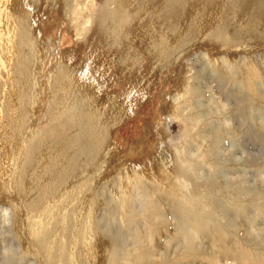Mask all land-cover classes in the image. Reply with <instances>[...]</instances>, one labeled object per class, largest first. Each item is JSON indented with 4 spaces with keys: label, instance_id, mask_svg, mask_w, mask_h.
<instances>
[{
    "label": "rangeland",
    "instance_id": "obj_1",
    "mask_svg": "<svg viewBox=\"0 0 264 264\" xmlns=\"http://www.w3.org/2000/svg\"><path fill=\"white\" fill-rule=\"evenodd\" d=\"M232 2H226V16L237 7ZM241 2L234 17L239 24L232 26L228 20L220 32L214 27L202 31L192 25L178 44L167 45L153 64L147 63L144 54L135 62L125 61L124 38H115L110 21L99 20L105 0H92L87 13L81 10L84 17L79 20L73 16V0H25L18 9L27 10L29 17L24 26L19 13L10 10L11 4L0 9V264H118L110 252L118 227L125 233L118 248L122 262H126L122 264H174L175 260L178 264H210V256L221 264H238L232 261V255L242 248L264 262V0ZM181 17L178 21L183 20ZM127 24H122V31L130 28ZM21 31L41 47L34 58L21 42ZM101 40L103 52L113 58L110 70L116 72L117 80L106 91L114 90L117 96L133 81L142 80V102L137 104L139 107L133 106L132 115L108 129L100 154L90 155L94 160L92 184L62 197L59 191L53 192L43 204L39 203L40 208L37 204L29 207L25 204L34 196L36 185L40 187L45 181L35 175L28 182L10 173L19 170L13 168L14 162H19L28 148L19 143L14 147V158L9 157L7 112L13 105L15 110L27 112V139L36 135L38 140L45 135L43 129L33 132L36 121H54L48 126L56 127L57 119H63L59 112L45 118L52 107L48 73L57 65L58 56L65 60L86 56L92 49L90 45L96 47ZM132 46L136 49L141 44L136 40ZM67 51L74 55L68 56ZM23 60L30 70L38 72L24 92H44L28 106L17 105L13 97L17 86H22ZM111 92H101L98 97ZM65 128L69 130L65 140L75 138L74 125L67 123ZM157 136L171 158L168 180L178 189L180 202L207 225L205 232L197 233L199 236L193 233L190 223L182 220L177 201L164 193L158 205L162 221L157 222L159 226L150 238L144 190L132 183L129 190L118 188L120 171L147 161L154 153L152 143ZM77 150L68 145L62 155L69 159ZM57 165L54 167L58 170L61 165ZM84 178L82 175L72 182ZM13 180L20 189H11ZM121 199L129 202L125 208H121ZM85 201L93 203L88 211L82 208ZM129 218L136 224H128ZM97 230L103 237L99 238ZM137 230L145 235L139 241L134 234ZM99 240L104 243L100 251ZM140 246L149 251L150 259L137 256Z\"/></svg>",
    "mask_w": 264,
    "mask_h": 264
},
{
    "label": "bare ground",
    "instance_id": "obj_2",
    "mask_svg": "<svg viewBox=\"0 0 264 264\" xmlns=\"http://www.w3.org/2000/svg\"><path fill=\"white\" fill-rule=\"evenodd\" d=\"M24 1L25 0H0V9L11 4L10 10L19 13L20 20H18L22 23L21 25L24 26L29 17L27 10L18 11L20 6L22 7V5L25 4ZM73 1L75 2L72 10L73 16L75 20H79L80 17H84V15L80 14L81 10H84L87 13L90 7H88V4H91L92 0ZM227 1L232 2L233 0H135L134 2L132 0H105V4L99 13V20L102 23L106 20L110 21L112 23L113 34L116 35L115 38L119 40L121 39V41L124 38L125 42H123L125 44L123 46H127L124 54L126 57L125 61L129 60L135 62L144 54L147 57V63L153 64L154 61L157 59L159 60L161 54L165 53L164 49L167 45L172 42L178 44L185 33L190 30L192 25L202 31L214 27L215 31L220 32L223 26H225V22L228 20H230L229 22L232 26L239 24L234 17L237 16L238 10H240L243 5L241 2L242 0H234L232 2L233 6L235 5L234 3H236L237 7L235 6L236 8H232V12L229 16H226L225 14ZM26 6L29 5L26 4ZM179 16H182L183 20L178 21ZM86 19H88V17H86ZM125 21H127V25L130 24L131 26L122 31L121 27ZM36 23L38 24V22ZM42 27H45V25ZM78 29L79 27H77L76 30L78 31ZM100 32H105V30L100 28ZM120 34H122V36ZM77 35H79V33ZM20 36L21 42L24 43L30 51L31 56L34 58V56L40 52L41 47L39 44L37 45L35 39L30 38L27 33L21 31ZM136 40L141 44V47L135 49L132 44ZM122 44L118 46H121ZM129 45L133 49L129 48ZM42 46L44 45L42 44ZM90 46L92 49L86 53V56L75 57L73 56L74 54H71L69 51L65 53L68 56H73V60H65L61 56H58L57 65L54 66V70H50L47 75V83L49 85L48 96L51 98L52 107L50 112H48L49 115H46L45 118L49 119L53 112H59L61 118H63L61 119L63 122L58 118L57 126L51 128L48 125L54 121H47L45 124L36 121L35 125L32 127L33 132H35L34 129L36 132L39 130L42 131L43 129V132L46 131V133L38 140L35 138L36 135L33 139H27L26 130L24 129L29 123L27 112L15 110L16 105L10 107L7 112L8 120L6 122L11 132V140H6V143L9 144L8 146L10 147V152L7 151L9 157L14 158V147L19 143H23L25 148H28L26 152L24 151L25 153H23V156L21 155V160L19 162H14L13 168L19 167V170H12L10 173H12V175H18L17 177H19V175L23 176L26 180H29L28 182H30L35 175L39 176L40 181H45L44 184L40 183L42 185L40 187L39 185H36L38 188L35 190L34 196L29 199L30 202L29 200L27 201L29 203L25 204H28L29 207H34V205L37 204L38 208H40L41 206L39 207V203L42 202L43 204V200L53 192L55 194L56 191V193L59 191L62 197L64 194L72 192L83 185L86 186L92 184V171L94 168V160L92 157L93 155L94 157L99 155L100 151H102L101 148L107 140L106 132L109 128L117 126L125 118L132 115L134 113H132L133 106L136 104V107H139L137 104L142 102L141 98L144 95V88L142 89L140 86L142 80L133 81L117 96H115L114 90L112 92L106 91L108 85L112 87L117 82L115 79L116 72L112 73L110 70V68L113 67V58L103 52V40H101V43L96 47L92 44ZM151 46L153 47V52L150 50ZM120 51L121 49L118 47L117 52ZM1 64L2 61H0V65ZM20 67L22 73V86H17L15 89L13 95L14 102L17 105L25 104L28 106L34 102L33 100L36 98L35 96L43 94L44 92L41 89L29 94L24 92L25 86H30V84L36 79L38 72L34 71L32 68L30 70L29 64L24 60L20 62ZM52 71L55 72L51 74ZM39 73L41 75L42 72L39 71ZM137 88L138 90H136ZM101 92H111L112 94L109 95L106 93V97H98ZM161 97L163 98V95ZM109 100L113 101L108 105ZM155 122L160 123L158 118ZM67 123L74 125L72 131H75L73 133V137L75 138H72L69 141L67 139L65 140L64 137L69 131L65 128ZM61 129H64L63 132ZM84 138L87 141L81 142V139ZM64 142H66V144ZM152 144L154 153L150 155L147 161L138 163L137 166L134 165L135 168L125 169V172L120 171V174L118 175V188L123 192L130 187L129 183H132L134 186L137 185L144 190L143 196L144 199L146 198L144 207L148 210V225L150 227L148 235L150 238H152L153 233L156 232L155 230L158 228L159 224H161L160 220L162 221V215L158 205L161 203L160 200L163 199L164 193L171 195L174 200L177 201V207L180 214H182L181 218L184 222L190 223L193 233L197 234L199 232H205L207 225L202 221L200 215L195 214L192 208L189 209L186 205L180 202L181 196L178 193V189L170 184L168 180V175L171 173V170L169 169L171 158L163 151L162 138L157 136ZM65 145H69V149L71 150H74L75 147L78 149L77 153L72 154L69 159L65 155H62L64 147L66 148ZM92 153L94 154L90 156ZM56 163L61 165L58 170L55 168ZM29 164L31 165V168H25ZM5 172H7V170H5ZM82 175L85 176L82 181H79L78 183L72 182L74 179ZM15 177L16 176H14V178ZM10 178L11 176L8 179ZM20 183H22V181ZM14 186H16L17 189L19 188L17 181L15 180L11 182V189H13L12 187ZM30 193H26L25 195H29ZM26 197L28 198V196ZM120 202L121 208H125L129 203L126 199H121ZM83 204L82 208H86L85 211L90 210L93 206H91V204H93L92 202L85 201ZM128 214L132 215V212L129 211ZM88 216H90V214ZM127 222L128 224L133 223L130 218ZM157 222L159 224H157ZM133 224L136 223L134 222ZM123 230L124 229L121 227L114 230L115 243L110 248V252L115 257V261L118 264L125 262H122L123 260L118 253L120 241L125 235ZM97 234L99 238L100 236L103 237L100 235L103 233L98 230ZM134 234L138 237V241L140 238L145 237L142 231L137 230ZM135 243L139 244L137 241ZM47 247L48 245L46 248ZM102 248H104V243L99 240L98 251ZM138 249V257L141 258L148 256V259H150L151 255L147 249L141 246L138 247ZM24 251L27 253L31 252L28 248H24ZM232 258V261H237L238 264H264L261 258L255 256V254L245 248L234 253ZM207 261L210 264H221L216 257L210 256ZM99 264L103 263L100 261ZM144 264H154V262L148 261V263H146L145 261ZM174 264H178V261L176 262L175 260Z\"/></svg>",
    "mask_w": 264,
    "mask_h": 264
}]
</instances>
